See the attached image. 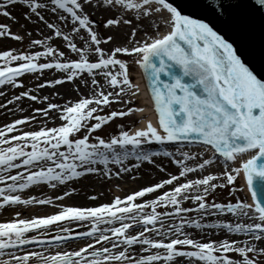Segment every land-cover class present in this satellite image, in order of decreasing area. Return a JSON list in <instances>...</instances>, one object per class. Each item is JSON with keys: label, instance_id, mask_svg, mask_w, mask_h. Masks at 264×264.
<instances>
[{"label": "snow or ice", "instance_id": "obj_1", "mask_svg": "<svg viewBox=\"0 0 264 264\" xmlns=\"http://www.w3.org/2000/svg\"><path fill=\"white\" fill-rule=\"evenodd\" d=\"M257 22L264 0H0V264H264Z\"/></svg>", "mask_w": 264, "mask_h": 264}, {"label": "bare ground", "instance_id": "obj_2", "mask_svg": "<svg viewBox=\"0 0 264 264\" xmlns=\"http://www.w3.org/2000/svg\"><path fill=\"white\" fill-rule=\"evenodd\" d=\"M139 79H140V86L142 88L141 90V93L137 96H141L143 97V103H148L147 105L150 107V101H149V98H148V94L146 93L145 91V87H144V84H143V81H142V77H141V74L139 72ZM1 99V98H0ZM0 102H3V101H0ZM145 107V106H143ZM144 116L148 117V118H151L153 119V121L155 122V114L151 111H148L146 109V112L143 114ZM141 116V114H138V116L136 117L135 121L137 122L138 121V117ZM11 117V116H8V117H5V114L3 112V110H0V123H3V122H7V120H9L8 118ZM141 126V124H139L137 127ZM193 148H195V145L192 146ZM161 146L157 145L155 147H152V148H149L148 150H153V151H157V150H160ZM157 161H160V160H163V163L165 165L168 164V161H166V158H163V157H157L156 158ZM171 170V169H170ZM144 172L146 173H149L151 172V169L146 167L145 169H143ZM153 176L156 175V173L152 172L151 173ZM160 175H163V174H160ZM127 180V179H125ZM125 180H118L119 182H122V183H125L126 181ZM147 180V176L145 177V180H141V181H137L135 183H132L130 184V186H125L123 188H121L118 192H116L115 194L113 195H119L121 192H123L120 196H123L125 195L126 193L130 192V189L133 190L137 187L138 183H145ZM105 185V187L107 186L106 182L103 184V186ZM75 187L77 188V194L74 195L73 197V200L72 202H75V203H81V204H87V203H92L91 201H88L86 199L87 196L89 195H92V194H98L94 191V188H92L91 186V182L89 181H84L82 184H80L79 182L76 183ZM103 193L102 196H98V200L96 201L97 203L99 202H108V200H106L108 197L107 193L106 192H101ZM112 195V196H113ZM46 209L44 208H37L35 209V211L37 212H44ZM9 214H10V210L6 212V215H4L2 218L0 219H7L9 217ZM215 238V237H214Z\"/></svg>", "mask_w": 264, "mask_h": 264}, {"label": "rangeland", "instance_id": "obj_3", "mask_svg": "<svg viewBox=\"0 0 264 264\" xmlns=\"http://www.w3.org/2000/svg\"><path fill=\"white\" fill-rule=\"evenodd\" d=\"M133 81L135 83H139L140 84V79H139V70H134L133 73ZM142 90V88H141ZM11 95V91H9L8 96H6L5 98H1L0 101H3V99L6 98H10ZM66 98H70V97H66ZM143 97L139 96L134 100V106H138V107H143L146 106L148 103H143ZM148 106V105H147ZM138 116V114L129 116L128 118H126L123 121H118L124 123L127 127H137L140 123L137 121H135L136 117ZM13 117H9L8 119H12ZM107 131L109 132V134H114L113 132V126L110 125L109 128L107 129ZM194 146V145H193ZM166 161H168L166 159ZM84 181H89L91 182V186L92 188H94V191L96 193H101V192H106L108 197L106 200H110L112 198V195L115 194L116 192H118L121 188L125 187V186H130V184L135 183L131 180H125V183L119 182L116 178H113V180L111 182H107L105 181L103 178H99V177H92L89 179H84L82 181H80L79 183L82 184ZM106 182L107 186L105 187V185L103 186V184ZM120 185V187L118 188L117 185ZM131 191V189H130ZM123 192H121L119 195H121ZM241 196H243V193L240 194ZM72 202V201H70ZM6 212H3L2 214H0V218H2L4 215H6Z\"/></svg>", "mask_w": 264, "mask_h": 264}, {"label": "water", "instance_id": "obj_4", "mask_svg": "<svg viewBox=\"0 0 264 264\" xmlns=\"http://www.w3.org/2000/svg\"><path fill=\"white\" fill-rule=\"evenodd\" d=\"M262 41H264V35H262L259 23L257 22V24L255 25L249 37L250 47L253 50L258 51L261 46ZM144 83L146 84L145 80H144Z\"/></svg>", "mask_w": 264, "mask_h": 264}]
</instances>
